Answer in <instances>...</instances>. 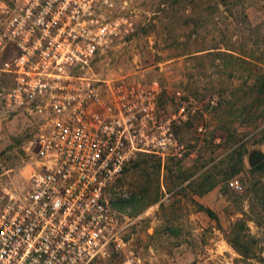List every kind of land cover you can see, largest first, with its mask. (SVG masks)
I'll return each mask as SVG.
<instances>
[{
    "label": "rangeland",
    "instance_id": "obj_1",
    "mask_svg": "<svg viewBox=\"0 0 264 264\" xmlns=\"http://www.w3.org/2000/svg\"><path fill=\"white\" fill-rule=\"evenodd\" d=\"M113 10L126 18L127 31L96 54L93 69L104 78L150 83L155 122H166L170 141L162 155L134 157L109 185L122 247L109 244L97 264H260L264 166L251 169L247 158L253 151L264 155V104L242 123L240 111L250 98L244 97L240 62L206 52L228 47L264 58V0H113ZM8 53L0 51V66ZM10 79L0 70V183L17 186L30 163L23 147L31 130L3 105ZM219 100L224 107L233 104L230 136L215 113ZM242 145V169L222 179ZM231 179L240 190L228 187ZM258 181L263 185L254 191ZM133 185L147 191L136 208L127 202ZM228 240L243 244L247 255Z\"/></svg>",
    "mask_w": 264,
    "mask_h": 264
},
{
    "label": "built area",
    "instance_id": "obj_2",
    "mask_svg": "<svg viewBox=\"0 0 264 264\" xmlns=\"http://www.w3.org/2000/svg\"><path fill=\"white\" fill-rule=\"evenodd\" d=\"M125 23L113 0H0L2 102L31 130L24 181L0 183V264H97L122 247L107 189L170 141L150 83L93 69Z\"/></svg>",
    "mask_w": 264,
    "mask_h": 264
},
{
    "label": "trees",
    "instance_id": "obj_3",
    "mask_svg": "<svg viewBox=\"0 0 264 264\" xmlns=\"http://www.w3.org/2000/svg\"><path fill=\"white\" fill-rule=\"evenodd\" d=\"M222 1L225 2V0H222ZM206 53L212 56L216 55L217 57L219 56V57L226 58L230 61L231 64L233 60H237L240 62L241 68L243 69V73H244V79H245L244 84H245L246 93L244 97H246L245 98L246 101L250 98V100L248 101L249 104L245 103L242 106L243 111H240V114H242L243 116L240 118V121H242V123H245L246 120H250V118H252L251 114L257 108V106H259L261 103L264 104V58L253 59L250 56H247L248 54L246 55V52L244 51H240V50L238 51V50L230 49L228 47H223V50H219L217 49V47H214L213 51H208ZM229 73L230 75L232 74L230 70H229ZM232 90H234V88H232ZM244 97L242 99H244ZM223 101L219 100V102H216L217 106L214 109H215V113H217L216 115L218 117L219 122H221L219 123L221 126V129L227 132V135L230 136V134L228 133L232 132L233 129H231L232 126H231V123L229 122L232 121L231 118L235 117L234 109H233L232 103H229L227 107H224L223 104H221ZM262 129L264 130V125L262 126ZM244 151H245V148L243 145L237 148L236 159L235 161H232L231 163L228 162L225 164L222 179L224 180L228 179L242 169V162H243L242 155ZM263 166H264V159L259 164H257L251 169L260 168ZM214 183H215V180L214 182L210 183V185H213ZM258 184L260 186L263 185L259 181L256 182V184H252L253 186L252 188L254 191L256 189L255 187H257L256 185ZM252 188H251V191H252ZM131 191L133 192L132 197L128 199L127 202L136 205L135 206L136 208L138 205H140L141 201L147 195V191L143 186H140V185H135V186L133 185V187H131ZM262 203H264V200L262 201ZM199 207L209 217L215 218L213 212L210 209L203 207V206H199ZM228 243L242 257H245L247 255V252L245 251V249L247 248H245L243 244H233V242L230 240H228ZM237 243H242V242L238 241ZM258 259H259L260 264H264V256L259 257Z\"/></svg>",
    "mask_w": 264,
    "mask_h": 264
},
{
    "label": "water",
    "instance_id": "obj_4",
    "mask_svg": "<svg viewBox=\"0 0 264 264\" xmlns=\"http://www.w3.org/2000/svg\"><path fill=\"white\" fill-rule=\"evenodd\" d=\"M264 158V155L260 151H253L249 154L247 162L250 166H255L260 163Z\"/></svg>",
    "mask_w": 264,
    "mask_h": 264
}]
</instances>
